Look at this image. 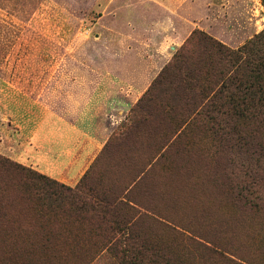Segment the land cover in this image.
<instances>
[{
	"label": "rangeland",
	"instance_id": "374dc122",
	"mask_svg": "<svg viewBox=\"0 0 264 264\" xmlns=\"http://www.w3.org/2000/svg\"><path fill=\"white\" fill-rule=\"evenodd\" d=\"M195 29L236 49L264 29V7L261 0H0V156L41 173L24 158L33 146L26 130L42 128L45 112L70 110L76 96L89 99L103 75L122 81L129 71L144 80L159 74L180 48L178 40ZM160 33L169 38L162 61L147 58L146 43ZM145 92L134 103L132 97L133 104L117 118L88 169V181L116 195L129 193L154 213L140 232L173 255L201 250L186 241L189 245L180 250L179 227L193 239L224 234V250L249 264H264V218L251 221L226 208L228 200L215 179V168L223 166H214L218 144L210 132L187 130L152 167L146 160L156 156L166 129L138 127L118 143L142 113L133 108ZM90 264L118 262L103 251Z\"/></svg>",
	"mask_w": 264,
	"mask_h": 264
},
{
	"label": "trees",
	"instance_id": "16d2710c",
	"mask_svg": "<svg viewBox=\"0 0 264 264\" xmlns=\"http://www.w3.org/2000/svg\"><path fill=\"white\" fill-rule=\"evenodd\" d=\"M133 111L142 113L119 144L138 127L166 129L145 166L164 159L187 130H206L218 144L213 163L223 166L215 179L226 208L251 221L264 218V29L236 49L193 30ZM88 172L71 188L0 156V264H90L103 251L118 264H249L224 250V234L193 239L167 221L179 229L180 250L185 241L201 249L173 255L140 232L154 213L129 193L97 188Z\"/></svg>",
	"mask_w": 264,
	"mask_h": 264
},
{
	"label": "crops",
	"instance_id": "0c3cea01",
	"mask_svg": "<svg viewBox=\"0 0 264 264\" xmlns=\"http://www.w3.org/2000/svg\"><path fill=\"white\" fill-rule=\"evenodd\" d=\"M167 39L160 33L159 37L146 43L149 46L145 50L147 58L162 61L161 52ZM185 39H179L177 47ZM127 73L126 80L122 81L116 80L114 75H103L95 82L90 98L79 101L76 96L68 111L57 115L45 112L42 128L26 130L33 146L28 147L29 152L24 159L36 164L47 177L75 187L115 131L121 120L117 118L120 115L122 118L124 112L146 91L158 71L147 80L140 79V75L135 77L131 71ZM28 123L30 126V120ZM43 132L45 135L41 134Z\"/></svg>",
	"mask_w": 264,
	"mask_h": 264
}]
</instances>
